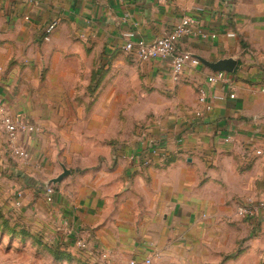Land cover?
Listing matches in <instances>:
<instances>
[{"label":"crops","instance_id":"obj_1","mask_svg":"<svg viewBox=\"0 0 264 264\" xmlns=\"http://www.w3.org/2000/svg\"><path fill=\"white\" fill-rule=\"evenodd\" d=\"M185 14L208 36L178 49L237 60L233 89L202 62L175 81L170 59L125 51ZM0 94L38 127L22 140L43 168L15 173L13 206L74 256L59 264H264V213L237 214L264 199V0H0Z\"/></svg>","mask_w":264,"mask_h":264},{"label":"built area","instance_id":"obj_2","mask_svg":"<svg viewBox=\"0 0 264 264\" xmlns=\"http://www.w3.org/2000/svg\"><path fill=\"white\" fill-rule=\"evenodd\" d=\"M33 1V0H30ZM120 4L127 3L129 0H115ZM166 1V0H163ZM198 20L195 16L190 14L183 15L180 20L173 26L167 34L157 37L152 40L139 37L132 39L133 33L127 35L131 37L124 45L125 51L131 53L135 57L143 61H151L155 59H170L171 60V75L175 81L182 79L185 69L188 64L197 66L201 64L199 58L195 57L189 52L178 49V42L185 36L194 33L201 34L204 37L208 33L200 28H195ZM57 22H52L46 29V38L54 31ZM210 82H223L229 84L234 88L232 81L226 71H213L208 75ZM200 101L206 103V95L203 89L199 92ZM235 97V93L230 94ZM210 109V105H207ZM0 122L3 132L6 137V147L9 154L17 159L28 160L31 153L28 145L22 140L26 136L36 134L38 127L32 123L26 115L21 111H14L8 104V101L0 94ZM45 199L48 202H53L56 190L52 183H46L43 188ZM23 196L21 193L15 195L14 204L16 206L22 205ZM261 213H264V199L256 200L252 197L245 200L238 205L237 214L242 218H253ZM78 247L87 249L88 243L85 240L77 241ZM128 264H153V257L151 255L144 258H132Z\"/></svg>","mask_w":264,"mask_h":264},{"label":"rangeland","instance_id":"obj_3","mask_svg":"<svg viewBox=\"0 0 264 264\" xmlns=\"http://www.w3.org/2000/svg\"><path fill=\"white\" fill-rule=\"evenodd\" d=\"M145 102L142 100H134L132 103L133 115L139 114L144 109ZM118 108L124 109V103H119ZM122 119V116H120ZM137 119H134V124ZM35 166L37 169L43 168V163L40 158H35L31 155L28 160H21L11 156L6 147V137L0 127V213L3 218L0 222L6 227L7 224L16 226V230L25 228L29 230L27 216L19 209L13 206L12 199L14 196L13 190L18 185L16 172L22 168L26 172L27 167ZM23 180V178H21ZM46 183V182H45ZM41 182V184H45ZM22 185V182H21ZM13 202V203H12ZM15 205V204H14ZM30 231V230H29ZM12 232L2 231L0 229V264H55L53 254L45 248L44 242L32 244L31 240H23L19 237H14ZM42 239V236L36 235Z\"/></svg>","mask_w":264,"mask_h":264},{"label":"trees","instance_id":"obj_4","mask_svg":"<svg viewBox=\"0 0 264 264\" xmlns=\"http://www.w3.org/2000/svg\"><path fill=\"white\" fill-rule=\"evenodd\" d=\"M3 218V216H1V213H0V218ZM0 229L2 231H4V233H6V231H9V232H12L11 234H13L12 236L14 237H19L23 240H31L32 244H36V243H41V241H43L45 244V248L48 249L52 254H53V258H54V262L55 264H59L60 262H63V261H70V262H74V256L66 251V250H63L61 249L60 247L58 246H52L48 243H46L44 240L38 238L36 235L32 234L29 230L25 229V228H22L20 229V231H17L16 230V226H11L9 227V225L7 224V226L5 227L3 225V222H0ZM41 240V241H40Z\"/></svg>","mask_w":264,"mask_h":264},{"label":"water","instance_id":"obj_5","mask_svg":"<svg viewBox=\"0 0 264 264\" xmlns=\"http://www.w3.org/2000/svg\"><path fill=\"white\" fill-rule=\"evenodd\" d=\"M198 58L203 64L211 68L213 71L233 72L237 65V60L231 57L219 59L217 61H210L200 56H198ZM68 174H70V170L64 167L63 172L56 179H54L52 182H49V183L54 184L56 182H59Z\"/></svg>","mask_w":264,"mask_h":264}]
</instances>
